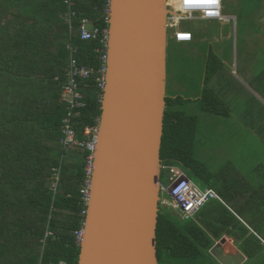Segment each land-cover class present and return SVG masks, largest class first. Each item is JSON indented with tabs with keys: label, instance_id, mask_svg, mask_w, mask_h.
Listing matches in <instances>:
<instances>
[{
	"label": "trees",
	"instance_id": "1",
	"mask_svg": "<svg viewBox=\"0 0 264 264\" xmlns=\"http://www.w3.org/2000/svg\"><path fill=\"white\" fill-rule=\"evenodd\" d=\"M66 2L0 0V264L79 261L78 233L87 210L82 190L90 179L92 152L65 147V120L69 118L80 142L91 138L86 128L100 121L103 93L97 79L106 55L102 32L109 28V0H72L71 6ZM84 19L101 32L97 39H82ZM193 35L199 49L202 41ZM178 44L174 42L169 60L173 63L178 56L181 66H168L171 79L192 93L201 64L203 76L196 98L180 91L166 97L161 179L168 176L167 168L177 167L196 184L214 189L225 204L211 201L188 220L159 208L158 264L216 261L211 250L224 237L234 240L247 258L244 264H264V166L255 168L260 182L253 183L230 160L211 172L196 157L200 120L190 107L196 102L200 112L229 119L234 110L227 96L239 82L227 75L225 61L213 46L197 56ZM72 59L93 70L90 77L79 79L81 98L75 106L62 100ZM187 61L194 63L193 69L183 68ZM184 70L189 77L181 75ZM252 102L254 127L264 138V106L255 97Z\"/></svg>",
	"mask_w": 264,
	"mask_h": 264
},
{
	"label": "water",
	"instance_id": "2",
	"mask_svg": "<svg viewBox=\"0 0 264 264\" xmlns=\"http://www.w3.org/2000/svg\"><path fill=\"white\" fill-rule=\"evenodd\" d=\"M106 84L78 264H158L167 0H109ZM211 250L244 264L238 250Z\"/></svg>",
	"mask_w": 264,
	"mask_h": 264
},
{
	"label": "rangeland",
	"instance_id": "3",
	"mask_svg": "<svg viewBox=\"0 0 264 264\" xmlns=\"http://www.w3.org/2000/svg\"><path fill=\"white\" fill-rule=\"evenodd\" d=\"M228 13H236L237 8L234 6L232 1H228ZM246 10L252 14H259L260 8L254 7L252 5H249L246 7ZM235 15V14H234ZM182 28H185L186 30H189L190 32L196 34L199 36V38L202 41V45L198 49H191L190 52L193 55H202L204 51H208L210 46H213L215 51L219 54V56L225 61L226 64V70L229 73L233 74L234 70H237V64H240L242 62L244 54L242 53L246 46H249V38L246 37L247 29H248V23H243L242 21L236 22L232 18L229 20V22H224V24L219 22H212V21H205V20H193L189 22H183ZM262 26V25H261ZM250 27V26H249ZM264 29V28H263ZM173 29L168 28L167 30V36H168V46H169V53L172 55L174 53L172 47L174 44L173 38ZM192 43H188L185 45V43H179L178 45H182V47L191 45ZM175 59H173V63L170 59L169 66H175L178 67L180 65V61L178 59V56ZM174 62L176 64H174ZM188 65L193 69L194 63L193 62H186L183 66L184 69H187ZM189 67V72H192L191 68ZM203 68L204 65L201 64L196 67L197 69V79H194V76H191V81L195 80V85L193 88V92L190 93L191 89H188L187 86H180L178 83H172L173 90L170 91L168 88V93L170 95H176L177 92L180 91V94H183L184 96H188L189 98H196V95L198 94L199 89L201 88V79L203 76ZM180 70V68H179ZM239 77H242V71L239 70L238 73ZM184 77H189V74L186 70L182 71V74ZM194 79V80H192ZM238 87L241 89V93L243 94L244 99L251 97L248 93V84L245 81H241L238 84ZM190 93V94H189ZM223 95V94H222ZM225 96V95H223ZM243 98H240L239 96L232 99V95L227 96V100L229 102V105L233 110H242L246 108L247 104ZM196 103V102H195ZM193 103L190 107V110L192 113L197 114L199 116V136L197 141V147H196V157L200 159L201 161L205 162L207 166L209 167L211 172H217L221 169L223 165L226 164L229 160H232L234 158V143H235V137H234V129H235V123L237 119H226L222 117H213L212 115L200 112L198 110V104ZM246 141L243 140L242 137H240V141H238L237 149L238 152H241L240 146L245 145ZM252 148L251 151L256 153V157L250 158L247 162H245L243 165H240V169L243 172L244 176L253 183L260 182L259 176H257V173L255 172V168L260 164V162H264L263 157V151L261 147V143L258 141H255L251 144ZM250 146V147H251ZM237 152V151H235ZM169 170L168 175L169 177L173 175L172 169L167 168ZM174 170L176 168H173ZM177 170V169H176ZM181 172V171H180ZM183 172V171H182ZM187 177L192 181V177L186 173ZM194 182V181H193ZM164 187L169 186V178L167 175L163 174V177L160 182ZM196 183V182H195ZM198 184V183H197ZM199 185V184H198ZM200 186V185H199ZM200 188H204L200 186ZM167 198V195L164 193V191H161L160 193V202L159 207L161 211L170 213L173 216H175L177 219L180 218L178 215V211L171 207H165L163 206L164 200ZM224 239L228 242L227 245L229 247H232V250H229L231 252H236L238 249L234 243V240L228 237H224ZM233 240V242H232ZM220 242V241H218ZM226 243V242H225ZM225 243L223 244V249L226 250ZM215 258V257H214ZM216 259V258H215ZM216 261L220 263L217 259ZM213 259H206L199 264H218Z\"/></svg>",
	"mask_w": 264,
	"mask_h": 264
},
{
	"label": "built area",
	"instance_id": "4",
	"mask_svg": "<svg viewBox=\"0 0 264 264\" xmlns=\"http://www.w3.org/2000/svg\"><path fill=\"white\" fill-rule=\"evenodd\" d=\"M226 0H167V10L169 13L167 19V28L173 29L172 38L177 43H191L194 39V35L189 30L182 28L183 22H189L193 20H205L212 22H222L226 19L224 16V2ZM70 6L72 0L66 2ZM110 5V4H109ZM108 5V8H109ZM75 13L69 15V22ZM110 14V8L108 15ZM109 22V18H108ZM102 43L106 48V55L103 56L104 65L100 70L101 76L98 77V85L102 93L106 84V71H107V45L109 41V29L103 32ZM101 35L98 28H95L93 22L84 19L81 25V37L83 40L97 39ZM93 70L87 67H81L77 64L75 59L71 60L70 69L67 73V80L64 85L62 100L71 106H75L78 103L80 94L78 93V81L79 79H86L90 77ZM103 95V94H102ZM101 95V97H102ZM71 114L69 113L68 117ZM100 122V121H99ZM99 122L97 126L92 128H86L85 135L91 137L89 140L80 142L75 137V132L69 125V118L65 120L66 128L64 130L65 138L63 143L65 147H81L86 148L92 152V156L89 158L88 174L91 179V171L93 164V153L96 148ZM173 168H176L175 170ZM163 169V168H162ZM173 175L169 177V186L164 187L160 183V193L164 191L167 198L163 202V206L176 209L180 218L188 220L194 218L200 209L211 201H219L225 204L221 196L212 188H200L198 184L191 181L187 175L177 167H171ZM181 171V172H180ZM90 179L87 181L86 189L82 190L85 196V200L89 197ZM83 232V231H82ZM82 232L78 233V240L82 238ZM233 242V240H232ZM64 264V263H61Z\"/></svg>",
	"mask_w": 264,
	"mask_h": 264
},
{
	"label": "crops",
	"instance_id": "5",
	"mask_svg": "<svg viewBox=\"0 0 264 264\" xmlns=\"http://www.w3.org/2000/svg\"><path fill=\"white\" fill-rule=\"evenodd\" d=\"M228 1H232L234 6L237 8V12L234 13L235 15L233 13H228ZM249 5L259 7L260 13L252 14L250 16V13L246 10V7ZM223 14L226 19L219 23L224 24V22L226 21L229 22L231 18L237 23L240 21H242L243 23H248L246 37L250 39L249 46H246L242 52L244 54L242 62L240 64H237L236 66L237 70H234L233 74L227 71V75L229 76L230 74H232L234 77H236L239 83L240 80L247 82V90L251 95V98H257L264 106V0H260L258 4L257 0H226L224 2ZM239 70L242 71V77L238 76ZM215 86L216 88H219L221 85H218V83L216 82ZM231 90L232 91H229V95H232V99L235 98L236 95H239L244 99L240 87H238L234 83L231 87ZM251 98L249 97L244 99L246 104L248 105L247 108L238 111L234 110L231 117L229 118L237 119L235 123L236 127L233 132L235 137L233 148L234 158L230 161H232L238 168L240 167V165H243L245 162H247L250 158L252 159V157L257 156L255 152L251 151V144L255 141L261 143V147L263 148L262 158H264V138H262L258 134L259 132L255 130V122L253 121L254 116L250 114V112H253L255 108V104L252 102ZM258 106H260V104ZM259 111H261L260 107ZM240 137H242L243 140L246 141V143L245 145L240 146L241 152H238L237 144L238 141H240ZM258 166H264V162H260ZM224 252L228 253L229 255H234L236 253L229 250H224Z\"/></svg>",
	"mask_w": 264,
	"mask_h": 264
},
{
	"label": "flooded vegetation",
	"instance_id": "6",
	"mask_svg": "<svg viewBox=\"0 0 264 264\" xmlns=\"http://www.w3.org/2000/svg\"><path fill=\"white\" fill-rule=\"evenodd\" d=\"M192 44L191 45H187L186 47H188L189 48V50H190V48L191 49H197V46H196V44H197V41L195 40V39H193V41L191 42ZM170 54L171 53H169V46H168V48H167V86H166V90H167V96L168 95H170L169 93H168V88L170 89V91H172L173 90V87H172V83H177L176 82V80L174 79V78H172L171 79V72H169V70L171 71V69H170V67H168L169 66V62H170V60H169V56H170ZM166 96V97H167Z\"/></svg>",
	"mask_w": 264,
	"mask_h": 264
},
{
	"label": "bare ground",
	"instance_id": "7",
	"mask_svg": "<svg viewBox=\"0 0 264 264\" xmlns=\"http://www.w3.org/2000/svg\"><path fill=\"white\" fill-rule=\"evenodd\" d=\"M227 243H230V242L226 241V243H225V246H226L225 248H226V250H230V249L232 250V248H230L229 245H227ZM230 245H231V243H230ZM228 248H229V249H228Z\"/></svg>",
	"mask_w": 264,
	"mask_h": 264
}]
</instances>
